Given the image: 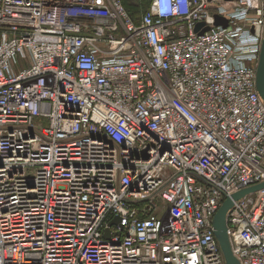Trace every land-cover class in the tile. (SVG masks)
I'll return each instance as SVG.
<instances>
[{
    "label": "built area",
    "instance_id": "built-area-1",
    "mask_svg": "<svg viewBox=\"0 0 264 264\" xmlns=\"http://www.w3.org/2000/svg\"><path fill=\"white\" fill-rule=\"evenodd\" d=\"M263 39L264 0H0V264H227L229 198L264 264Z\"/></svg>",
    "mask_w": 264,
    "mask_h": 264
},
{
    "label": "water",
    "instance_id": "water-1",
    "mask_svg": "<svg viewBox=\"0 0 264 264\" xmlns=\"http://www.w3.org/2000/svg\"><path fill=\"white\" fill-rule=\"evenodd\" d=\"M229 23V20L221 15H215V24L216 25H223L227 26ZM203 28V29H202ZM202 29V30H200ZM210 26H205V23L201 22L197 25L196 30L200 31V34H203L205 31L209 30ZM252 31H255V28H252ZM257 88L261 95V97L264 100V39L260 50V57L258 61V67H257ZM264 186V182L260 183L256 186L247 188L237 194L234 195V199H238L240 196L247 194L252 191H256L257 189ZM233 205L232 199H227L224 204L219 209L215 219H214V227H215V235L220 243L221 249L223 251L225 260L227 264H241L239 259L236 257V255L233 252L232 245L230 242V238L228 235L227 230V212ZM109 234H107L108 237Z\"/></svg>",
    "mask_w": 264,
    "mask_h": 264
},
{
    "label": "trees",
    "instance_id": "trees-1",
    "mask_svg": "<svg viewBox=\"0 0 264 264\" xmlns=\"http://www.w3.org/2000/svg\"><path fill=\"white\" fill-rule=\"evenodd\" d=\"M150 0H124V4L135 21L141 18L142 10H146Z\"/></svg>",
    "mask_w": 264,
    "mask_h": 264
}]
</instances>
